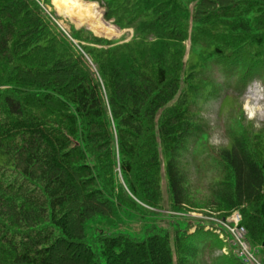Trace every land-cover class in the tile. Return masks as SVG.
I'll return each mask as SVG.
<instances>
[{"label": "trees", "instance_id": "1", "mask_svg": "<svg viewBox=\"0 0 264 264\" xmlns=\"http://www.w3.org/2000/svg\"><path fill=\"white\" fill-rule=\"evenodd\" d=\"M86 1L131 38L67 34L51 0H0V264H246L213 255L212 221L140 238H89L86 225L198 207L185 163L206 134L199 104L212 68L224 86L264 84V0ZM202 163L214 173L206 207L238 211L264 258V127L240 125Z\"/></svg>", "mask_w": 264, "mask_h": 264}, {"label": "rangeland", "instance_id": "2", "mask_svg": "<svg viewBox=\"0 0 264 264\" xmlns=\"http://www.w3.org/2000/svg\"><path fill=\"white\" fill-rule=\"evenodd\" d=\"M56 0H51V7L47 6L46 10L49 12L52 8L55 10L57 16L61 19L57 20L67 33L70 25L75 28L85 27L87 25L77 24L70 16L59 12L56 7ZM94 4H96L94 2ZM96 10L104 19V9L100 8L96 4ZM102 10V11H101ZM111 24L117 31L118 35L114 37H103L94 33L98 37H103L109 40H128L132 36V30H118L111 21L105 20ZM189 43L187 42V47ZM210 73H214L213 76V93L204 99L199 104L198 120L205 126L206 134L202 139V142L198 143L197 147H194L191 154L187 156V163L185 168L187 170V186L191 192L192 202L198 207H193L191 211L183 212L177 216H172L170 210L166 204H163L160 213L153 211L151 213H142L139 208H128L119 211L118 218L106 219L101 217H94L86 225V232L89 238L98 233H110L113 231H121L130 234L131 236L140 238L146 233V230L152 226H160L163 228H171L175 222H178L182 227L187 223H197L205 220L206 229H211L209 225L210 221L223 219L218 216V213L208 210L206 206L209 204V187L214 178V173L206 172L203 165V158L209 154L216 153L220 149L224 148L229 143V135L236 131L240 125L243 126L252 124L255 130L264 127V84L260 80L251 81L245 88L236 85V80H232L228 86L222 84V76L212 68ZM206 74L205 72L202 74ZM201 75V76H202ZM221 83L219 86L218 83ZM242 114V120L239 122V115ZM238 119V120H237ZM201 149V152L199 149ZM203 166H202V165ZM165 192V188L163 189ZM233 213V212H232ZM231 213V214H232ZM228 215L224 219H229ZM213 219V220H212ZM196 226L191 227L189 232H193ZM221 230V229H220ZM225 230V229H224ZM223 231V229H222ZM220 233V232H218ZM201 233H198V237ZM247 237L249 250L254 254L261 264H264V258L260 254L261 247L253 245ZM219 239L223 242V246L220 250L215 249L213 255L230 252L231 246L225 234H220ZM232 251V249H231ZM233 252V251H232Z\"/></svg>", "mask_w": 264, "mask_h": 264}, {"label": "bare ground", "instance_id": "3", "mask_svg": "<svg viewBox=\"0 0 264 264\" xmlns=\"http://www.w3.org/2000/svg\"><path fill=\"white\" fill-rule=\"evenodd\" d=\"M86 0H56V7L59 12L66 13L77 24L87 25L94 33L114 37L118 35V31L105 20L102 19L99 12L96 10L94 2Z\"/></svg>", "mask_w": 264, "mask_h": 264}, {"label": "built area", "instance_id": "4", "mask_svg": "<svg viewBox=\"0 0 264 264\" xmlns=\"http://www.w3.org/2000/svg\"><path fill=\"white\" fill-rule=\"evenodd\" d=\"M216 221L213 220L212 222L219 228L225 229L224 234L231 244L234 254L240 257L246 264H261L249 250L246 230L240 225V215L237 211L233 212L229 219H218Z\"/></svg>", "mask_w": 264, "mask_h": 264}, {"label": "water", "instance_id": "5", "mask_svg": "<svg viewBox=\"0 0 264 264\" xmlns=\"http://www.w3.org/2000/svg\"><path fill=\"white\" fill-rule=\"evenodd\" d=\"M65 15H67L66 13H64ZM102 15H103V13H102ZM68 16V15H67ZM60 26V25H59ZM61 27V26H60ZM62 28V27H61ZM88 28V27H87ZM118 30H119V28L118 27H116ZM63 29V28H62ZM64 30V29H63ZM103 37H106V36H103Z\"/></svg>", "mask_w": 264, "mask_h": 264}]
</instances>
